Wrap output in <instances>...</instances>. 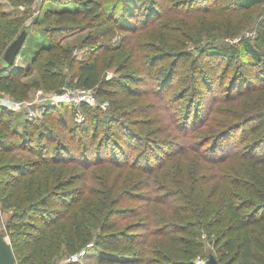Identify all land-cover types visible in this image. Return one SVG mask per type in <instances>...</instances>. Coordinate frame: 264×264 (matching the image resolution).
<instances>
[{"label":"trees","instance_id":"trees-1","mask_svg":"<svg viewBox=\"0 0 264 264\" xmlns=\"http://www.w3.org/2000/svg\"><path fill=\"white\" fill-rule=\"evenodd\" d=\"M12 1L14 5L31 6L36 0ZM145 1L73 0L59 9L46 7L42 11L40 10L30 24H25L24 18L7 19L6 13L0 10L1 91L12 96L18 87L24 88L25 83L20 76L28 73L31 67L35 65L42 69L40 77L43 82L52 85L50 88L55 83H58L57 86L62 85L63 80L60 78V73L55 71L57 67L63 64L55 60L60 54L63 59L68 61L65 67L74 72L71 79L73 85L70 86L92 90L99 97L119 96L123 97V101H126V104H117L113 108L107 109L106 112L82 106L83 117H85L82 123L69 126L64 120H57L58 125L56 126L42 124L43 127L36 136L32 132H27L28 129H26L31 126L34 127V124L31 125L28 121L20 123V120H16L15 117L6 118L7 110L0 106V203L3 209L13 210L6 232L16 264H56V260L62 254L65 257L62 264H75V262L67 261L69 256L82 250L85 251L84 255H86L88 249L91 250V248L101 253L100 260L105 264H143L146 262L142 255L136 256L145 254L146 239L140 241L142 251L134 250L127 253L128 256L125 255L130 259L132 258L129 256L135 255V260H118L111 257L107 258L102 254H118L121 248L128 246L124 240L131 239L130 235H135L134 232L130 231L147 229L148 225L142 221L137 222L136 229L128 227L121 229L118 224L123 213L130 211V208L121 206L123 202L141 200L147 205L156 201L162 202L161 197L156 198L157 195L138 194L151 184L122 193L124 195H119L120 191L112 200L107 197L112 203L105 206L102 205L104 202L100 200L101 194L97 195L96 199L92 198L91 211L88 215L90 224L87 227L84 226L83 219L75 214L81 206V200L79 198H75L74 202L66 200V196L72 194L76 188H71L69 190H72L71 192L63 188L75 182L74 177H79L78 174L74 173L66 176L68 168L66 165L79 163L81 167L87 169L108 162L114 167L122 169V174H126V171L130 170L131 173L139 171L158 177L164 166L178 153V146L180 145L173 141L171 144L152 146L135 133L133 128L131 129L121 117V113L127 115V110L137 109V107L130 100L134 94L130 91V86L125 83L124 79L127 77L119 75L107 78L108 68L113 65L112 59L118 52V48L109 42L91 46L90 44L96 37L89 34L81 40L80 46L84 54L82 58L78 59L74 55L76 50L60 43V39L71 33L85 30L91 26L92 21H98L102 16L119 30L137 33L139 26L134 21L137 12L143 7ZM194 1L196 2V0H190L188 4L190 11L191 6L193 8L195 4ZM233 1L234 5L237 6L236 8L240 10H249L264 2V0ZM176 4V6L180 5L179 3ZM159 7L164 8L162 4L158 5L157 0H148L144 6L147 17L157 13ZM22 29L27 30V35L18 56L28 64V67L18 70L14 69V64L6 66L2 61V55L8 44ZM33 31H36L38 36L33 35ZM258 31L254 45L264 47V22L259 25ZM241 43L250 53L253 64L257 65L262 60L261 54L249 46L248 41L245 40ZM86 46H88L87 50L84 48ZM204 49L201 50L197 47L189 54L181 53L177 65L179 63L188 64L194 69L198 62L195 56L206 55L207 53L231 59V56H235L237 52V45L229 48H217L209 45ZM109 55L111 58H108ZM150 62L154 65L156 60L152 59ZM139 63H144L142 58ZM128 65L131 64L127 63L125 67ZM177 65L171 66L165 75L164 80H168L171 84ZM131 70L138 73H145L146 71L140 65L131 68ZM212 70L214 71L213 68ZM227 70L225 68L218 72L223 80L216 88L211 87L212 81L206 75L197 76L195 82H192L193 88L202 94L201 98H197L196 95L192 97V99H196L195 106H197L194 108L195 114L192 116L191 125H189L191 129L193 128L192 130L203 125L204 122L201 107L204 104V93L206 92L210 97L217 96V90L220 88L222 90L225 86L224 83L229 72ZM213 73L214 76L217 75V72L214 71ZM129 77L133 82L138 79L134 76H128L127 80H130ZM228 84L226 92L231 100L252 98L254 96L252 93H257L255 89L249 90L252 87L248 82L238 86L234 82ZM255 88L263 89L264 85ZM26 94L27 90L24 89L22 96H26ZM262 100V103L259 104L260 109L258 107L252 112L234 115V125L227 128H224L225 124L221 125L213 136L194 140L191 145H188L190 147L185 145L188 143L186 142L188 138L183 142V146L194 151L196 162L199 165L210 164L211 171L215 173L213 176L215 188L222 190L220 209L215 212L213 223H217V218H219L220 224L225 225L226 230L213 243L215 252L209 253V255L215 256L219 264H264L263 97ZM52 108L46 109L43 116L47 115ZM192 109L190 108V110ZM94 112L97 113V116H94ZM102 114H105L104 118H100ZM94 117L97 118L95 124L90 126ZM187 121L189 120L185 121L186 124H188ZM35 123L38 125L37 121ZM103 125L104 129H102ZM91 127L93 131L89 132ZM191 133L186 134L187 137ZM42 140L45 143H52L53 147L51 145L46 146ZM168 146L170 149L172 148V151H168ZM134 150H137V154L136 158H133L134 162H131L129 151L134 152ZM187 150L183 148L184 153ZM233 163L237 164L236 168L232 169L233 175L216 176L215 171L218 168ZM247 167H251V171L244 181V177L240 176L248 173ZM185 173L182 171L176 173L181 185H184L185 188L170 191L171 194H184L190 190L191 183L189 179L184 177ZM158 180L161 182V179ZM127 181L133 182L132 178H128L123 182V185L124 183L130 185ZM161 186L159 189H163ZM115 187L113 186V188ZM238 187L241 189L236 190ZM152 191L156 193L160 190L152 188ZM250 192L251 194H249ZM53 200L59 201L64 210L46 208L48 203ZM23 203L26 204L23 205ZM69 218L72 219L69 221ZM0 235L5 238L2 234ZM190 260L191 258L188 257L184 261H173L165 264H190Z\"/></svg>","mask_w":264,"mask_h":264},{"label":"rangeland","instance_id":"rangeland-1","mask_svg":"<svg viewBox=\"0 0 264 264\" xmlns=\"http://www.w3.org/2000/svg\"><path fill=\"white\" fill-rule=\"evenodd\" d=\"M71 1L73 0H36L31 6H27L14 5L12 0H0V10L6 13L7 19L24 18L25 24H30L40 10L42 11L46 7L59 9ZM198 1H194L195 4L193 8L191 6L190 11L188 5L190 0L185 2L184 0H157L158 5L162 4L164 8L159 7L157 13L153 14L154 16L151 14L150 17H147L144 9L145 4L148 3L146 0L142 5L143 7L137 12L134 21L139 26L137 33L119 30L102 16L98 21H92L91 26L85 30L71 33L60 39L61 44L76 50L74 55L78 59L82 58L84 54L80 46L81 40L89 34L96 37L90 44L91 46L109 42L118 48V52L112 59L113 65L108 68L109 70L107 69V78L119 75L127 78L128 76L138 78L134 82L130 77V80L124 79L134 94L130 100L133 101L137 109L127 110V115L121 113V117L131 129L133 128L135 133L152 146L171 144L173 141L180 145L178 146V153L164 166L158 177L139 171L131 173L130 170H127L126 174H122V169H118L108 162L87 169L81 167L79 163L66 165L68 167L66 176L70 173L79 176L73 178L75 182L63 188L67 191L76 188L74 191L71 190L72 194H68L66 200L68 202H74L75 198L81 200V206L75 214L83 219L84 226L88 227L90 224L88 215L91 211L92 200L96 199L97 195L101 194L100 200L104 202L102 205L105 206L111 204L110 200L120 191L119 195L130 192L134 188L140 189L151 184L138 194L157 195V199L161 197L162 202L156 201L148 205L141 200L122 203L121 206L130 208V211L123 213L120 217L121 220L118 225L121 229L124 227L136 229L137 222L141 221L145 222L148 227L146 230L130 231L134 232L135 235H130L133 240H124L128 246L121 248L116 255L102 254L107 258L126 261L135 260L136 256L142 255L146 260L143 264H165L173 261H184L189 257L191 258L190 264H205L209 253L215 252L213 243L226 230L225 225L220 224L219 218H217V223H213L214 214L220 209L222 199V190L215 188V180L213 179L215 173L211 171L210 164L199 165L196 162L194 151L183 146V142L188 138V141L186 139L188 143L185 144L188 146L199 138H209L221 125L225 124L224 128L234 125V115L257 110L259 104L262 103L264 88L256 89L255 87L264 85V47L254 45V39L259 32V25L264 22V2L249 10H240L236 8L233 0ZM176 3L180 5L176 6ZM36 31H33L32 34L38 36ZM245 40L262 56V60L257 65L253 64L250 53L241 43ZM209 45L217 48H229L237 45V52L235 56H231V59L208 53L206 55H194L198 61L194 69L188 64L179 63L177 65L181 53L189 54L197 47L205 50L204 48ZM84 48L87 50L88 46ZM57 57L55 60L63 63L55 69L56 72L60 73V78L63 80L62 85L57 86L58 83H55L50 88L52 85L43 82L40 77L42 69L35 65L31 67L28 73L20 76L25 83L24 88L18 87L12 96L0 90V98L8 100L13 105L11 108L5 107L7 110L6 118L15 117L16 120H20V123L28 121L31 125L34 124V127L31 126L26 129H28L27 132H32L36 136L38 131L42 129V124L56 126L58 125L57 120H64L69 126L82 123L85 118L83 117L82 106L106 112L107 109L113 108L117 104H126L123 97H99L92 91V94L89 95L91 103L80 105L78 112L76 107L72 106V98L76 97L78 92L76 87L70 86L73 85L71 79L74 72L65 67L68 62L66 59H63L60 54ZM19 58V56L16 57L15 62H19ZM108 58H111V55ZM141 58L144 63H139ZM152 59L156 60L154 65L150 62ZM127 63L131 65L125 67ZM139 65L146 70L145 73L131 70V68ZM176 65L177 70L171 84L168 80H164L165 75L171 66ZM25 66V68L28 67V65ZM212 68L217 72V75L214 76ZM225 68L229 72L224 88L218 89L215 97H210L206 92L204 93V104L201 105L204 122L203 125L192 130L193 128L191 129L189 125H191L192 116L195 114L194 108L197 107L195 106L196 99H192V97L196 95L197 98H201L202 95L201 92H197L198 90L193 88L192 82H195L197 76L206 75L212 81L211 87L216 88L223 80L218 72ZM231 82L236 83L237 86L245 85L248 82L252 87L249 90L255 89L257 93H252L254 95L252 98L231 100L226 92L228 83ZM24 89L27 90L26 96H22ZM63 94L69 98L68 103L57 100ZM51 107H53L52 110L43 116L44 111ZM190 108L193 109L190 110ZM118 109L120 108L118 107ZM94 114L97 116L96 112ZM103 116L105 114H102L100 118H104ZM186 116L189 120L187 121L188 124L185 122ZM96 119L94 117L91 120L90 126L95 124ZM36 121L38 125H36ZM102 129H104V125ZM92 131L91 127L89 132ZM189 133L191 134L187 137L186 134ZM42 143L53 147L52 143H45L44 140ZM140 148H142L141 145ZM168 148L169 152L172 151V148L170 149L169 146ZM183 148L188 149L187 152L184 153ZM129 153L130 161L134 162L133 158H136L137 150L129 151ZM236 166L237 164L234 163L224 165L215 171L216 176H231L233 175L232 169ZM246 170L248 173L240 176L244 177V181L248 178L251 167H247ZM179 171L186 172L184 177L190 180L191 188L189 191L186 189L184 194H171L170 191L185 188L176 175ZM258 172L260 171L258 170ZM128 178H132L133 182L127 181L130 185L127 183L123 185V182ZM158 179H161V182ZM113 186L116 187L113 188ZM160 186L163 189H159ZM152 188L160 191L154 193ZM243 188L245 187L243 186ZM239 189L241 187L236 190ZM46 208L64 210L62 204L56 200L50 201ZM11 212H13L12 209H3L0 203V234L5 236L7 241L6 230L11 221ZM68 212L70 213V210ZM71 219L69 218V221ZM239 234L241 235L242 232ZM144 239L147 242L144 255L129 256L132 259L125 256L134 250L142 251L140 241ZM99 256L101 253L91 248V250L88 249L86 255L78 257L73 262L75 264H105ZM64 258L62 254L56 260V264L64 263Z\"/></svg>","mask_w":264,"mask_h":264},{"label":"water","instance_id":"water-1","mask_svg":"<svg viewBox=\"0 0 264 264\" xmlns=\"http://www.w3.org/2000/svg\"><path fill=\"white\" fill-rule=\"evenodd\" d=\"M27 35V30L22 29L19 34L8 44L2 55L6 66H12L18 56ZM0 264H16L13 250L9 241L0 235ZM206 264H219L215 256L210 254Z\"/></svg>","mask_w":264,"mask_h":264},{"label":"built area","instance_id":"built-area-1","mask_svg":"<svg viewBox=\"0 0 264 264\" xmlns=\"http://www.w3.org/2000/svg\"><path fill=\"white\" fill-rule=\"evenodd\" d=\"M78 92L76 94V97L72 98L73 100V105L74 107H76V109L78 110L80 108V105L82 104H90L91 100H90V94H92V90H87V89H81V88H77ZM57 100H59L60 102H69V98H67L66 94H63L61 96H59L57 98ZM0 106L2 107H6V108H11L13 107V105L6 99H1L0 98ZM79 112V110H78ZM85 251L82 250L78 253L72 254L67 261L73 262L75 261L78 257L84 256Z\"/></svg>","mask_w":264,"mask_h":264},{"label":"crops","instance_id":"crops-1","mask_svg":"<svg viewBox=\"0 0 264 264\" xmlns=\"http://www.w3.org/2000/svg\"><path fill=\"white\" fill-rule=\"evenodd\" d=\"M19 60V62H15L14 69H24L26 67L25 65H28L21 57L19 58Z\"/></svg>","mask_w":264,"mask_h":264}]
</instances>
